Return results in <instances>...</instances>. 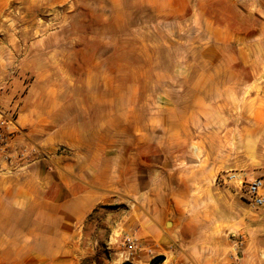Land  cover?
<instances>
[{
  "label": "crops",
  "instance_id": "0c3cea01",
  "mask_svg": "<svg viewBox=\"0 0 264 264\" xmlns=\"http://www.w3.org/2000/svg\"><path fill=\"white\" fill-rule=\"evenodd\" d=\"M137 2L152 23L183 28L204 61L225 64L240 79L248 68V84L263 81L262 98L249 102V118L264 127V0ZM74 89L57 101L63 112L56 133L49 115L17 120V130L28 128L26 136L7 127L10 158L0 148V264H151L159 256L161 264H264V208L245 207L246 222L237 216L227 228L218 214L186 212L191 199L169 190V182L160 186V150L145 145L147 136L154 138L79 129L78 117L111 103L95 100L91 87ZM66 109H73L72 118ZM24 149L28 155L18 160ZM130 237L151 253H125L121 243ZM236 238L243 239L238 256Z\"/></svg>",
  "mask_w": 264,
  "mask_h": 264
},
{
  "label": "rangeland",
  "instance_id": "374dc122",
  "mask_svg": "<svg viewBox=\"0 0 264 264\" xmlns=\"http://www.w3.org/2000/svg\"><path fill=\"white\" fill-rule=\"evenodd\" d=\"M114 1L0 0V122L11 120L26 136L17 120L49 115L56 133L63 112L57 101L76 86L91 87L95 100L111 105L90 109L76 127L144 132L154 138L146 137V148L160 150V186L169 182V190L191 199L186 212L218 214L226 228L237 216L244 224L245 207L258 209L246 185L264 174V127L249 118L263 81L248 84V68L240 79L225 64L204 61L183 28L152 23L137 0ZM142 23L150 28L142 31ZM88 69L93 76H85ZM66 111L72 118L73 109Z\"/></svg>",
  "mask_w": 264,
  "mask_h": 264
},
{
  "label": "built area",
  "instance_id": "2783aa9c",
  "mask_svg": "<svg viewBox=\"0 0 264 264\" xmlns=\"http://www.w3.org/2000/svg\"><path fill=\"white\" fill-rule=\"evenodd\" d=\"M12 121H5L0 124V148L1 150L9 153V139L12 135V133H7L6 130L9 125H12ZM34 153H38L36 149L33 150ZM11 155V153L7 154V158ZM28 155V150L24 149L22 152L17 153L15 157L19 160ZM10 158V157H9ZM237 176L232 175L230 176V179L233 180ZM246 193L249 200V204L254 208H264V174L262 176L256 177L253 180H251L246 185ZM243 240L237 239L235 240V247L234 252L238 256V253L242 247ZM121 247L123 248V251L127 253L129 256H133L139 252L142 251H148V253H151L150 249H147L143 243L138 241L135 238H126L122 241Z\"/></svg>",
  "mask_w": 264,
  "mask_h": 264
},
{
  "label": "trees",
  "instance_id": "16d2710c",
  "mask_svg": "<svg viewBox=\"0 0 264 264\" xmlns=\"http://www.w3.org/2000/svg\"><path fill=\"white\" fill-rule=\"evenodd\" d=\"M164 261V256H159L155 258L151 264H161Z\"/></svg>",
  "mask_w": 264,
  "mask_h": 264
}]
</instances>
